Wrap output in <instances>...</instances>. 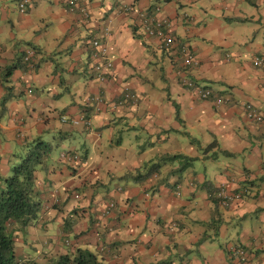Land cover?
<instances>
[{"label":"crops","instance_id":"crops-1","mask_svg":"<svg viewBox=\"0 0 264 264\" xmlns=\"http://www.w3.org/2000/svg\"><path fill=\"white\" fill-rule=\"evenodd\" d=\"M18 1L0 0V176L23 142L57 151L14 245L39 261L80 248L102 264H264V71L250 63L264 51V0H29L24 13ZM140 13L171 22V48L144 34ZM92 40L111 61L102 81ZM180 45L196 65L184 68ZM221 187L228 206L213 200Z\"/></svg>","mask_w":264,"mask_h":264},{"label":"trees","instance_id":"trees-1","mask_svg":"<svg viewBox=\"0 0 264 264\" xmlns=\"http://www.w3.org/2000/svg\"><path fill=\"white\" fill-rule=\"evenodd\" d=\"M239 1L257 2L258 0ZM73 4L74 0H70L68 5L72 8ZM189 49L191 50L190 47ZM259 55L261 52L254 54L252 58ZM252 58L251 65L264 71V67L252 64ZM184 68H189V66H184ZM4 101H6V97H3L1 102L4 103ZM52 148L53 146L49 142L40 137L23 142V150L14 154L7 173L0 176V264H102L96 254L80 248L48 256L40 262L28 257H18L15 253L13 232L31 225L41 212L42 205L35 185V173L48 157ZM177 157L186 161L184 166L192 161L190 157L170 156L173 159ZM215 191L217 192V190ZM213 200L218 202L216 194L213 196Z\"/></svg>","mask_w":264,"mask_h":264},{"label":"built area","instance_id":"built-area-1","mask_svg":"<svg viewBox=\"0 0 264 264\" xmlns=\"http://www.w3.org/2000/svg\"><path fill=\"white\" fill-rule=\"evenodd\" d=\"M29 0H19L17 3V8L20 13H23L26 6L28 5ZM239 1V0H235ZM257 1V0H252ZM124 11L129 10V6H126L122 8ZM139 23L143 28V32L147 37L155 38L158 42L159 48L163 49H169L174 45L175 38L171 34L172 31V24L171 22L164 17H156L147 15L144 13L139 14ZM108 28H104V32L107 33ZM92 48H93V56L97 57V60L92 65V71L94 72V75L97 80H103L105 78L106 72L110 69L111 61L106 55V48L102 45H99L97 40H92L90 42ZM178 55L182 62L183 66H193L198 63V60L194 56L193 52L189 49L187 45H180L178 46ZM30 52H27L26 55L23 57L24 61H27L29 59ZM252 64L264 67V51L261 52V55L254 56L252 58ZM182 84L186 85L188 88H196V91L199 93V96L201 98H206L209 95V91L207 89H200L197 85L193 84V82L190 79H183ZM126 98H130L131 100L134 99V95L131 93L126 92L125 93ZM97 101H100L99 99ZM223 100L221 98H216L215 103H221ZM243 111L245 114V117L248 119L261 121V115L259 113L255 112V109L252 108L250 104H245L243 106ZM62 122H65L67 120V117L61 116L60 119ZM72 124H78V123H85L81 118H72L69 119ZM61 157H64V154H61ZM67 161L73 165L77 162V157L70 156L67 157ZM216 197L218 198V203L221 206H228L232 200L234 199L235 195L229 193L225 190L224 187L219 188V190L216 193ZM112 203L109 204L108 207H111ZM237 254L239 255V259L244 260L245 256L242 250H237Z\"/></svg>","mask_w":264,"mask_h":264},{"label":"rangeland","instance_id":"rangeland-1","mask_svg":"<svg viewBox=\"0 0 264 264\" xmlns=\"http://www.w3.org/2000/svg\"><path fill=\"white\" fill-rule=\"evenodd\" d=\"M248 8H251V7H248ZM209 10H211V9H209ZM247 30H246V37H249L248 39H250V33L252 32V30H254V27H252L251 28V24H245V26H244ZM258 30V29H257ZM255 34V31L253 32V34L251 35V36H253ZM247 35H249V36H247ZM256 36H255V38H252V39H255V40H257L258 41V39H259V35H260V33H258L257 31H256V34H255ZM245 36H241V38H244ZM254 37V36H253ZM246 39V38H245ZM181 61V60H180ZM43 139V138H42ZM47 140V139H46ZM48 142H50L52 145H53V148H52V150H53V152H54V150L56 149V146H55V144L51 141V140H47ZM46 141V142H47ZM185 141V140H184ZM204 147V145L200 148V150L202 149ZM183 150L185 151V152H187L188 153V150H190V149H193V148H196L193 144H189V143H186L185 145H183ZM205 148V147H204ZM14 150L15 149H18L16 146L13 148ZM199 150V151H200ZM56 151H57V149H56ZM186 162V161H185ZM189 162V161H188ZM11 164V162H9L8 161V168H9V165ZM194 166H195V168L197 169V168H200V166H198V164L197 163H194L193 164ZM207 167H210L209 165H207ZM8 171V170H7ZM7 173V172H6ZM17 244L15 245L16 246V249H15V253L17 254V256L18 257H28V256H26V253H25V251L24 252H21L19 249H20V246H21V244L19 243V241H17L16 242ZM28 247V246H27ZM40 256V254L37 252V254H35V253H29V257H31L32 259H35L36 260V262H40L39 260H40V258H38ZM41 261H43V260H41Z\"/></svg>","mask_w":264,"mask_h":264},{"label":"clouds","instance_id":"clouds-1","mask_svg":"<svg viewBox=\"0 0 264 264\" xmlns=\"http://www.w3.org/2000/svg\"><path fill=\"white\" fill-rule=\"evenodd\" d=\"M23 59V58H22Z\"/></svg>","mask_w":264,"mask_h":264}]
</instances>
